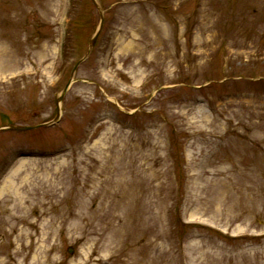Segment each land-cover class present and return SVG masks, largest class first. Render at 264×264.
<instances>
[{"label":"rangeland","instance_id":"374dc122","mask_svg":"<svg viewBox=\"0 0 264 264\" xmlns=\"http://www.w3.org/2000/svg\"><path fill=\"white\" fill-rule=\"evenodd\" d=\"M0 264H264V0H0Z\"/></svg>","mask_w":264,"mask_h":264},{"label":"water","instance_id":"95a60500","mask_svg":"<svg viewBox=\"0 0 264 264\" xmlns=\"http://www.w3.org/2000/svg\"><path fill=\"white\" fill-rule=\"evenodd\" d=\"M102 23H103V22H102ZM101 26H102V24H101ZM98 34H99V32L97 33V35L95 36V38L93 39L92 42L95 41V39L97 38ZM68 87H69V84L65 87L63 94H62V95L60 96V98H59L60 100L63 99V97H64V93L67 91ZM60 100H58V101H60ZM10 127H11V128H14V129H20V130H27V129L33 128V127H28V126H16V125H12V126H10ZM70 250L72 251V249H70Z\"/></svg>","mask_w":264,"mask_h":264},{"label":"bare ground","instance_id":"6f19581e","mask_svg":"<svg viewBox=\"0 0 264 264\" xmlns=\"http://www.w3.org/2000/svg\"><path fill=\"white\" fill-rule=\"evenodd\" d=\"M22 190V189H21ZM21 190H17V193H16V197H17V199L19 198V199H21V204L22 203H25L26 201H25V199H24V197H23V195L25 194H23V192L21 191ZM30 191H28L27 193H29Z\"/></svg>","mask_w":264,"mask_h":264}]
</instances>
